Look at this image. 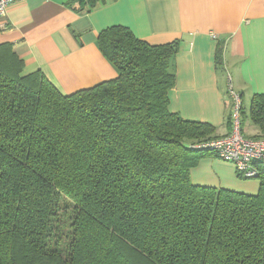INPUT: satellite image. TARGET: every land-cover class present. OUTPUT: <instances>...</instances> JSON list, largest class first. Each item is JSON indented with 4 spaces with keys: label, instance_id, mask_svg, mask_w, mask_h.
Segmentation results:
<instances>
[{
    "label": "trees",
    "instance_id": "trees-1",
    "mask_svg": "<svg viewBox=\"0 0 264 264\" xmlns=\"http://www.w3.org/2000/svg\"><path fill=\"white\" fill-rule=\"evenodd\" d=\"M98 46L117 77L64 94L0 44V264H264V164L256 194L191 179L220 136L169 108L178 41ZM244 114L262 138L264 92Z\"/></svg>",
    "mask_w": 264,
    "mask_h": 264
},
{
    "label": "crops",
    "instance_id": "crops-1",
    "mask_svg": "<svg viewBox=\"0 0 264 264\" xmlns=\"http://www.w3.org/2000/svg\"><path fill=\"white\" fill-rule=\"evenodd\" d=\"M114 25L151 44L178 41L169 108L212 124L218 136L231 131L230 78L242 95L244 117L253 96L264 92V0H100L93 6L81 0H26L9 4L0 18V44L13 46L24 73L41 71L70 94L117 77L98 46L100 32ZM250 121L245 118V133L258 134ZM238 173L233 163L211 154L192 168L191 179L256 194L260 181Z\"/></svg>",
    "mask_w": 264,
    "mask_h": 264
},
{
    "label": "built area",
    "instance_id": "built-area-1",
    "mask_svg": "<svg viewBox=\"0 0 264 264\" xmlns=\"http://www.w3.org/2000/svg\"><path fill=\"white\" fill-rule=\"evenodd\" d=\"M26 0H0V18L7 14L9 4ZM217 38L216 34H211ZM228 91L232 99L231 131L229 134L199 143L201 149L215 152L224 161L235 165L237 172L244 177L254 178L259 174L257 162L264 164V136L262 138L246 136L242 130L243 98L232 84L231 78Z\"/></svg>",
    "mask_w": 264,
    "mask_h": 264
},
{
    "label": "rangeland",
    "instance_id": "rangeland-1",
    "mask_svg": "<svg viewBox=\"0 0 264 264\" xmlns=\"http://www.w3.org/2000/svg\"><path fill=\"white\" fill-rule=\"evenodd\" d=\"M250 135V134H249Z\"/></svg>",
    "mask_w": 264,
    "mask_h": 264
}]
</instances>
